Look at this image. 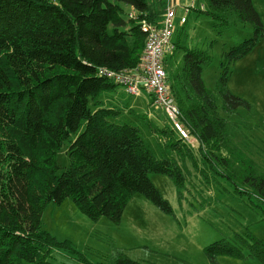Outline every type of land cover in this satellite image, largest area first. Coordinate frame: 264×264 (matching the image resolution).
Masks as SVG:
<instances>
[{
	"label": "trees",
	"instance_id": "16d2710c",
	"mask_svg": "<svg viewBox=\"0 0 264 264\" xmlns=\"http://www.w3.org/2000/svg\"><path fill=\"white\" fill-rule=\"evenodd\" d=\"M167 7L168 0H0V264H56L54 251L92 264L70 240L60 241L42 229L49 205L67 199L95 222L107 218L119 225L136 194L176 218L150 175L170 177L182 199L186 177L181 163L187 161L197 168L207 162L201 171L206 179L214 178L207 173L211 168L244 187L239 194H255L264 202V171L233 143L217 104L219 95L228 115L252 108L228 84L231 66L264 38L253 0H207L200 9H186L210 18L217 28L240 23L255 29L253 38L223 55L215 91L202 76L211 60L208 51L191 48L174 34V51L165 57L171 95L199 143L197 151L178 137L163 112L150 117L129 109L139 126L122 121L124 109L104 99L120 85L102 71L139 68L147 38L143 23L161 26ZM183 18L180 25L187 22ZM67 142L71 164L58 175L57 156ZM205 249L211 264H218L219 256L264 264V240L249 233ZM107 264L144 263L117 248Z\"/></svg>",
	"mask_w": 264,
	"mask_h": 264
},
{
	"label": "rangeland",
	"instance_id": "374dc122",
	"mask_svg": "<svg viewBox=\"0 0 264 264\" xmlns=\"http://www.w3.org/2000/svg\"><path fill=\"white\" fill-rule=\"evenodd\" d=\"M206 2L196 0L197 9ZM253 2L264 24V0ZM185 17L188 23L184 28L176 29L175 40L179 38L191 48L208 51L211 60L204 65L202 76L206 87L215 91L222 73L223 55L243 41L253 38L255 29L240 23L228 28H217L210 18L199 16L195 10L185 12ZM230 70V91L248 100L252 108H240L236 114L228 115L222 111L223 101L217 95L218 110L228 121V132L233 143L254 161L259 172H263L264 38L252 53L234 63ZM104 99L124 109L121 117L124 122L139 125L137 116L132 115L129 109L135 110L137 114H150V117H158L156 112L163 116L153 104V98L145 91L133 97L119 86L116 93ZM84 128L85 124L80 132ZM149 134L145 130L144 137L151 149L159 155ZM190 141L191 147L197 151L198 141L192 137ZM68 146L67 142L58 153V175L70 167ZM181 166L186 177L182 199L170 177L150 175L153 184L172 205L176 218L163 213L143 195L136 194L126 207L119 225L107 218L95 222L82 214L71 199H67L62 204L49 205L42 217V229L60 241L70 240L92 264H107L117 248L128 250L125 253L129 258L144 264H211L205 248L214 242H235L236 235L247 233L264 240V202L260 198L255 194H239L238 188L244 190V187L235 185L211 168L207 173L210 175L211 172L214 178L206 179L201 171L206 169L207 162L200 161L198 168L190 161L181 163ZM51 261L56 264H83L76 256L64 251H54ZM217 263L262 264L256 259L230 256H219Z\"/></svg>",
	"mask_w": 264,
	"mask_h": 264
},
{
	"label": "built area",
	"instance_id": "2783aa9c",
	"mask_svg": "<svg viewBox=\"0 0 264 264\" xmlns=\"http://www.w3.org/2000/svg\"><path fill=\"white\" fill-rule=\"evenodd\" d=\"M177 11L168 6L161 26L143 23L147 32L146 45L141 57L140 67L135 70L115 72L103 70L102 74L122 86L129 96L137 97L143 91L152 98L156 108L164 113L178 137L192 145L191 134L182 122V112L171 95L164 60L174 51L173 38L176 31ZM185 18L181 19L184 24ZM193 138V137H192Z\"/></svg>",
	"mask_w": 264,
	"mask_h": 264
},
{
	"label": "crops",
	"instance_id": "0c3cea01",
	"mask_svg": "<svg viewBox=\"0 0 264 264\" xmlns=\"http://www.w3.org/2000/svg\"><path fill=\"white\" fill-rule=\"evenodd\" d=\"M168 6L174 7L177 11V18H176L177 29L184 28L186 24L188 23V20L185 25H180V19L185 17V12L188 7H193V6L196 7V0H168ZM121 249H123L125 252L128 251L124 248H121Z\"/></svg>",
	"mask_w": 264,
	"mask_h": 264
}]
</instances>
